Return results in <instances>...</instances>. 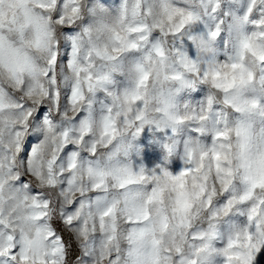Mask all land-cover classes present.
Listing matches in <instances>:
<instances>
[{"label": "clouds", "instance_id": "9594fccd", "mask_svg": "<svg viewBox=\"0 0 264 264\" xmlns=\"http://www.w3.org/2000/svg\"><path fill=\"white\" fill-rule=\"evenodd\" d=\"M0 264H264V0H0Z\"/></svg>", "mask_w": 264, "mask_h": 264}]
</instances>
